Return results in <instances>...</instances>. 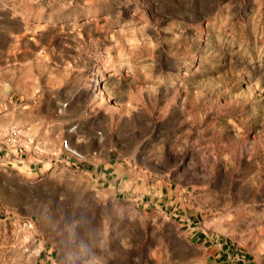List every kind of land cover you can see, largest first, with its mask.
Segmentation results:
<instances>
[{"label":"rangeland","instance_id":"1","mask_svg":"<svg viewBox=\"0 0 264 264\" xmlns=\"http://www.w3.org/2000/svg\"><path fill=\"white\" fill-rule=\"evenodd\" d=\"M0 264H264V0H0Z\"/></svg>","mask_w":264,"mask_h":264},{"label":"built area","instance_id":"2","mask_svg":"<svg viewBox=\"0 0 264 264\" xmlns=\"http://www.w3.org/2000/svg\"><path fill=\"white\" fill-rule=\"evenodd\" d=\"M64 146L65 148L71 152L72 155L76 156V157H82V153L79 152L77 149H74L71 145H69L68 141H64Z\"/></svg>","mask_w":264,"mask_h":264}]
</instances>
